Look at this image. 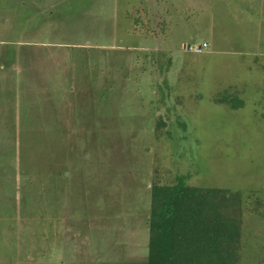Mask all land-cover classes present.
Returning <instances> with one entry per match:
<instances>
[{
    "label": "rangeland",
    "instance_id": "1",
    "mask_svg": "<svg viewBox=\"0 0 264 264\" xmlns=\"http://www.w3.org/2000/svg\"><path fill=\"white\" fill-rule=\"evenodd\" d=\"M263 20L264 0H0V264H147L152 187L180 177L239 192L237 264H264Z\"/></svg>",
    "mask_w": 264,
    "mask_h": 264
},
{
    "label": "trees",
    "instance_id": "2",
    "mask_svg": "<svg viewBox=\"0 0 264 264\" xmlns=\"http://www.w3.org/2000/svg\"><path fill=\"white\" fill-rule=\"evenodd\" d=\"M186 180L178 178L170 190L152 187L147 264H237L243 239L234 216L242 208L239 192L193 188Z\"/></svg>",
    "mask_w": 264,
    "mask_h": 264
},
{
    "label": "crops",
    "instance_id": "3",
    "mask_svg": "<svg viewBox=\"0 0 264 264\" xmlns=\"http://www.w3.org/2000/svg\"><path fill=\"white\" fill-rule=\"evenodd\" d=\"M262 29H264V20L262 21ZM0 45H2L3 47H6V46L11 47L12 45H13V46H16V44H7V42H5V43L2 42V43H1V41H0ZM16 51H17V49H16ZM6 52H7V50H5V53H3L4 56H3L2 58H5V54H6ZM7 53H8V52H7ZM0 55H1V54H0ZM16 59H17V58H15L14 60H16ZM13 65H15V70H16V69H17V66H16V65H18V64H17L16 62H12V59H11L10 62H9V64L6 65V66H7V68H12ZM6 66H4L3 69H5ZM14 74H16V73H14ZM15 78H16V77H15ZM15 78H14V81H15ZM14 86L18 88V83H16V81H15Z\"/></svg>",
    "mask_w": 264,
    "mask_h": 264
},
{
    "label": "built area",
    "instance_id": "4",
    "mask_svg": "<svg viewBox=\"0 0 264 264\" xmlns=\"http://www.w3.org/2000/svg\"><path fill=\"white\" fill-rule=\"evenodd\" d=\"M206 47H207V44L204 43L203 46H200L198 50L200 51L201 49L206 48Z\"/></svg>",
    "mask_w": 264,
    "mask_h": 264
},
{
    "label": "water",
    "instance_id": "5",
    "mask_svg": "<svg viewBox=\"0 0 264 264\" xmlns=\"http://www.w3.org/2000/svg\"><path fill=\"white\" fill-rule=\"evenodd\" d=\"M188 48H190V47H188Z\"/></svg>",
    "mask_w": 264,
    "mask_h": 264
}]
</instances>
